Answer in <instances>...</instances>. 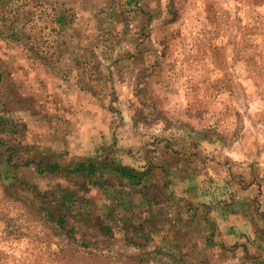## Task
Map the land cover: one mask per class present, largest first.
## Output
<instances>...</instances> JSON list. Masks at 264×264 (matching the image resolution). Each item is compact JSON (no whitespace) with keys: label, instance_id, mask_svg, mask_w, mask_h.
Masks as SVG:
<instances>
[{"label":"rangeland","instance_id":"rangeland-1","mask_svg":"<svg viewBox=\"0 0 264 264\" xmlns=\"http://www.w3.org/2000/svg\"><path fill=\"white\" fill-rule=\"evenodd\" d=\"M0 264H264V0H0Z\"/></svg>","mask_w":264,"mask_h":264},{"label":"trees","instance_id":"trees-1","mask_svg":"<svg viewBox=\"0 0 264 264\" xmlns=\"http://www.w3.org/2000/svg\"><path fill=\"white\" fill-rule=\"evenodd\" d=\"M36 161L37 160L35 158H32V159H28L26 161V163L27 164H31V163H35ZM45 169H46L45 171H48V172L63 171V168H62L61 164L58 163V162L49 163L46 166ZM113 169L115 171H117L119 173V175H121L122 177L131 179V180L139 181L144 176L143 172L140 173V172H138V170L136 168H132L130 166H118V167H116V169L115 168H113ZM97 170H99V168H97V164H95L93 162H90V163H88V162H80V164L75 168V171L77 173L87 174V175H93ZM1 176H2L3 180H7V183L13 181V179H16L15 178V173L11 169L3 170V172H1ZM59 221L63 222L62 227L65 228V221L63 219H59Z\"/></svg>","mask_w":264,"mask_h":264},{"label":"crops","instance_id":"crops-1","mask_svg":"<svg viewBox=\"0 0 264 264\" xmlns=\"http://www.w3.org/2000/svg\"><path fill=\"white\" fill-rule=\"evenodd\" d=\"M224 212H225V210H224ZM234 218H235V215L234 214H229L228 216H226V217H220V219H219V222L220 223H222V231H220L219 233H220V235L222 234V233H230L231 235H236V234H238V235H240V237L241 238H243V237H246V235L244 234V233H246V234H248V230H247V226L246 225H241V226H237V222H234L233 220H234ZM236 223V224H235ZM239 229L242 231V232H239ZM218 234L217 233H215V236H217ZM237 236V235H236ZM248 238H249V236H247ZM252 247L254 248V247H258V246H254V245H252ZM258 249V248H257ZM179 252V251H178ZM180 253V252H179Z\"/></svg>","mask_w":264,"mask_h":264}]
</instances>
